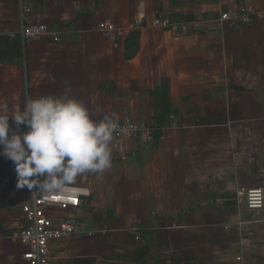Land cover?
Returning a JSON list of instances; mask_svg holds the SVG:
<instances>
[{"label": "crops", "instance_id": "obj_1", "mask_svg": "<svg viewBox=\"0 0 264 264\" xmlns=\"http://www.w3.org/2000/svg\"><path fill=\"white\" fill-rule=\"evenodd\" d=\"M31 5L28 23L47 25L60 42L24 41L18 0H0V107L8 115L28 97L70 89L97 121L165 122L159 138L112 141L111 167L69 185L85 193L74 212L82 233L52 244L54 263L264 264V222L239 227L259 216L235 199L240 188L264 187V19L239 28L219 21L222 12H262L264 0ZM160 15L185 30H135L118 49L96 31L102 21L126 27ZM16 183L15 165L0 156V264H26L19 235L31 191Z\"/></svg>", "mask_w": 264, "mask_h": 264}, {"label": "clouds", "instance_id": "obj_2", "mask_svg": "<svg viewBox=\"0 0 264 264\" xmlns=\"http://www.w3.org/2000/svg\"><path fill=\"white\" fill-rule=\"evenodd\" d=\"M69 93L28 97L11 115L7 105L0 107V156L15 165L17 189L60 191L86 172L111 167L119 117L97 121L86 102Z\"/></svg>", "mask_w": 264, "mask_h": 264}, {"label": "built area", "instance_id": "obj_3", "mask_svg": "<svg viewBox=\"0 0 264 264\" xmlns=\"http://www.w3.org/2000/svg\"><path fill=\"white\" fill-rule=\"evenodd\" d=\"M21 9V29L20 35L24 41H31L38 38L50 37L56 43L60 42L58 32H52L47 25L28 23V19L34 13L31 0H18ZM264 19V11L259 13H240L222 12L220 22H229L231 27L239 28L250 26L256 20ZM183 21H173L167 16H156L150 22L143 19H136L126 27H117L109 21H102L96 26V31L104 38L108 39L114 49H118L120 41L126 35L135 30H170L174 36L180 35L185 29ZM174 119V117H172ZM120 129L114 133L113 142L121 140H133L141 135H146L153 139L152 121L133 122L130 120L119 121ZM23 131H27L25 127ZM84 191L66 186L63 190L54 192H37L33 190L30 195V203L22 207L24 226L20 232V240L26 249L23 256L26 264H55L51 248L55 242L68 239L77 233H82L80 223L74 216V212L81 207ZM237 203L243 202L246 209L258 214V218L250 222H239L238 226L246 224L264 222V187L243 189L236 191ZM57 209L62 212V216H52L49 211ZM67 213V214H64ZM230 226H225L229 229ZM129 231L136 235V241L140 240L139 229L130 228ZM92 237L95 232H88ZM240 264H245L244 258L237 259Z\"/></svg>", "mask_w": 264, "mask_h": 264}, {"label": "trees", "instance_id": "obj_4", "mask_svg": "<svg viewBox=\"0 0 264 264\" xmlns=\"http://www.w3.org/2000/svg\"><path fill=\"white\" fill-rule=\"evenodd\" d=\"M19 57H20L19 53H16V55L13 58H19ZM164 126H165V122L160 118V116L152 120L153 139L154 137L157 138L161 137Z\"/></svg>", "mask_w": 264, "mask_h": 264}]
</instances>
